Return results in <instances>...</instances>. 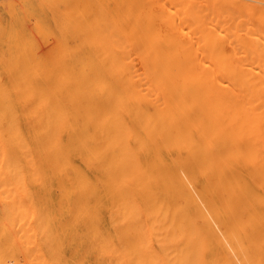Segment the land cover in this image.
<instances>
[{"label": "bare ground", "instance_id": "1", "mask_svg": "<svg viewBox=\"0 0 264 264\" xmlns=\"http://www.w3.org/2000/svg\"><path fill=\"white\" fill-rule=\"evenodd\" d=\"M38 4L43 9L42 2ZM259 4L246 0L46 4L62 36L77 31L86 40L99 42L103 51L62 53L57 69L42 74L39 91L24 76L0 72V264H123L124 249L131 255L126 257L129 262H135L140 250H133L130 239L124 248L123 220L131 227L130 217L141 215L142 201H161V212L180 207L170 204L177 201L194 202L199 209L201 201H249L250 208L259 209L257 202L264 201V5ZM37 97L43 113L28 140L22 117L31 119ZM40 142L53 175L31 186L20 181L24 164L17 151L25 147L30 152L31 144ZM152 207L142 206L148 212ZM143 219L136 221L137 237L145 235L140 233L141 225H146ZM175 222L172 228L181 229ZM154 224V234L162 235L166 226L172 230L170 223L163 228ZM174 231L169 238L178 234ZM185 237H179L181 243ZM143 238H137L142 249L152 241ZM169 238L165 240L172 243ZM161 239L157 244L164 242ZM193 241L187 247L179 244L183 253L185 247L193 251ZM174 243H165L164 250L175 247L180 258ZM146 249L144 262L154 255L151 264H159L158 252L149 254ZM176 255L173 261L161 258L179 264ZM184 258L180 259L186 262ZM234 258L236 263L239 259Z\"/></svg>", "mask_w": 264, "mask_h": 264}, {"label": "rangeland", "instance_id": "2", "mask_svg": "<svg viewBox=\"0 0 264 264\" xmlns=\"http://www.w3.org/2000/svg\"><path fill=\"white\" fill-rule=\"evenodd\" d=\"M44 1L45 0H43V1L42 0L41 1H39V0H14V1L13 0H0V72L3 74L9 75V76L10 75L13 76L14 73H15V75L17 74L19 76H24L25 79H28L29 81H31L30 86L32 89H34L36 91L40 87V81L39 80L42 77V74H44L46 71L54 72L57 69V67H58L57 66V59L62 53H64V54H70V53H74V52H82V53H92V52L93 53H100L101 52L102 53V51H103L101 49L99 42H95V41L93 42V41L86 40L84 38V36H82L81 34H78L77 31L76 32L72 31L71 34H69L70 33L69 32L68 34L62 36L61 32L59 30L60 29L59 25L57 24L56 19H54L55 17L53 18V15H52L53 13H51L50 8L47 7V5H46V4H49L52 0H46L47 1L46 3H44ZM246 1H248L250 3H254V4L261 3L262 5H264V3H263L264 0L262 2L261 1L258 2V0H256L255 2H254V0L253 1L252 0H246ZM39 2H42L43 9L41 8V6H39V4H38ZM261 4H259V5H261ZM45 34H47L48 36H46ZM71 35H73L72 36L73 38H71ZM77 35H79L81 37V39H79L80 37ZM66 38H69L68 41ZM65 40L67 42H65ZM69 42H70V44H68V45H71V47H67L68 45L66 43H69ZM75 48H84V49L75 50ZM29 81H28V83H29ZM22 84H23V86H22ZM25 85H26V82L21 83V88L22 87L24 88ZM36 86L38 88H36ZM52 89L54 90V87H52L51 90ZM39 101L41 102V99L39 97H37L33 101L34 102L33 103L34 104L33 109L35 111L34 112L35 114L33 112L31 113L32 114L31 119H29V117H27L25 115L24 116L22 115L23 117L21 116L22 117V128L24 130L25 137L28 140L32 138L34 133H36V127H37L36 124H37L38 120L41 119V116L43 113V111L41 110V103H39ZM17 102H20V100H17ZM38 105H40V106H38ZM18 110H19V108L17 109V111ZM34 116H35V118H34ZM34 144H35V146L33 144H31L32 146L29 149V150H31L30 152L25 147H22V148L20 147V149H18V151H17L19 158L23 161V164H24L23 165L24 168L20 172V176L22 177V178H20V181L25 182V183H29V185H31V186H37L43 180H51V177H48V176L53 175L52 167L50 165H48L45 161L46 159H45V156L43 154L44 153L43 152L44 151L43 143L40 142L37 145H36V143H34ZM29 153H31L32 155H30ZM25 159H26V161H25ZM29 160H31V164H29L30 163ZM33 173H35V174L33 175ZM45 177H48V178H45ZM156 203H158V204H156ZM161 203H162L161 201H153V202L152 201H148V202L142 201L141 202V209L142 210L140 209V211L142 213L140 212V214L141 215L143 214L142 218H144L143 220H145V221L142 220L143 221L142 223H145L146 225L140 223V224L144 225V230H142L143 226L141 225V227H142L141 231L142 232L139 231L140 233L145 234V235L140 234L141 238H143L145 236L143 238V239H145L144 241H146L148 243L150 241L149 239L152 240L151 243L153 245H151V246L153 248H151V246H150L151 250L146 249L149 246V244H151L149 242L148 245H146L147 247L143 248V249H144V251L146 249V252H148L149 254H150V251H152L151 253H153V254L154 253L156 254L158 252V254L155 255V257L156 256H157V258L160 257V259H161L160 262H159L160 259H157L158 261L156 260L159 264L163 260L161 258L162 256L164 258V257H167L169 254L173 255V253H174V256L169 255V257L175 258V255H176L175 254L176 253L175 247L174 248L169 247V249H171V251H172V248L175 250V251L173 250L174 251L173 253H171V251L169 249H168L169 251L167 249L164 250L165 249L164 246L166 244H168V242H169L168 240H165V239H167V237L169 238V234H171V232L174 229H175V231L178 230V234H176L175 231H174L175 232L174 234L181 235V236H178L177 237L178 239H177L176 235H172L173 237L169 238L170 240L172 239L171 240L172 243L169 242L170 244H168V245H172L176 241L175 243L178 244V246H177L178 248L176 247L177 251L180 248V250H179L181 253L180 258H183L186 256V258L188 259L187 260L184 258L186 260V262H185L184 260L180 259L179 254H177L178 256L176 255V257H178L177 259H179V261L182 260V261H180L181 263L185 262L186 264H189L188 262H190V259H191L192 264L193 263L194 264H198V263L199 264H220L219 261H221V262L224 261L221 264H233V263L234 264H242V263L245 264L246 261H247V264H264V233H263L264 232V230H263L264 229L263 228L264 227V201L257 202V204L260 206L258 210H254V209L250 208L249 206L252 205L253 203H251L249 201H213V202L201 201L198 203L201 205V206H199L200 209L195 205L196 203H194V202L189 203V202L177 201V202H170V204L174 203L175 205H179L180 207L172 209L170 211H166V210L163 211L164 210L163 209L162 212L160 211L161 209L159 207V205ZM147 204L153 205L152 210H151L152 212L151 211L148 212V211L144 210V208H142V206H147ZM154 204H156L155 206H157V207H155ZM192 204H194V205H192ZM209 205L221 206L222 208L216 210L213 207L211 208ZM232 206H233V208L231 209ZM204 207L207 210H205ZM226 207H227V210H226ZM153 208H155L154 211H153ZM143 210H144V212H143ZM198 210H200V211H198ZM156 211H157V214L155 216L154 214L156 213ZM174 211H176V212H174ZM159 212H160V217H158ZM197 212L199 214H197ZM232 212H233V214H232ZM171 213L173 215H170V216L172 218L174 217L172 219L173 222H170L171 217L169 216V214H171ZM195 213H196V215H195ZM203 213H205V214H203ZM145 214H147V215H145ZM148 214H149V217H152V218L154 217L153 218L154 221L152 218L149 219ZM175 214H176V216L181 215L180 218H182V219L180 220L178 218L179 216L176 218ZM141 215H139V217ZM161 216H162V218H161ZM165 216H166V218H165ZM209 216H211L212 219ZM139 217L138 216L136 217V218H138V220L136 218L130 217L131 222L132 221H134L132 223H136V221L141 222L140 219H142V218L141 217L139 218ZM230 217H232V218H230ZM128 218L126 217V219H128ZM151 219H152V221H151ZM155 219H159V222H162V223H159ZM167 219L170 220L168 223H166ZM174 219L177 222H175ZM178 219H179V221H178ZM149 220L151 221L152 224L150 223ZM209 220H212V221H209ZM180 221L183 222V223L182 222L181 223L184 227H182V225L180 226L181 223L178 224ZM213 221H215V222H213ZM231 221H232V223H231ZM237 221H238V223H237ZM174 222L176 223V225H179V227L181 229H177L178 227L176 225H175L176 227L172 228L174 226ZM184 222H186V223L189 222V224H186ZM229 222L231 225H229ZM127 223H129V224H127ZM127 223H126V221L123 220V236H124L123 242H126L125 243L126 247H124V248H128V246H129L128 245V239H130L129 241L131 243L129 242V244H133V243L135 244V245H133L135 248L131 246L133 248V250L135 249L134 251L135 252L137 251V253L140 250L139 251L140 256H139V254H137V255L134 254L136 256H139V258H142V259L138 258L140 261H143L144 264L149 259L152 262H154L155 258L154 259L152 258V257H154V255L152 254L153 256L149 257V255L147 256L146 255L147 253H145V252L144 253L147 256V261L144 262V260H143V258L146 259V257L143 255V249L139 245L140 237H137L134 234V233H136V231H138L140 229L138 224L136 223V227H135V226H133L134 224L131 223V227H130V221H128ZM154 223H157L156 228H163L162 226L165 227L166 225H169V223H170L172 230L171 231L169 230L170 226H168L169 228L166 226L161 231L163 232L162 235L167 234L168 236L166 235L167 237L164 238L165 235L163 237L161 234H159L160 232H158L159 231L158 230L157 232L159 235L157 233H155V234H157V236H156L157 238H156L155 234L153 232V229L155 227ZM164 223H166V224L163 225ZM214 223L217 225H215ZM224 223H225V225H224ZM160 224H161V226L158 227V225H160ZM124 225H125V228H124ZM128 225H129V227H128ZM151 225H152V227H150ZM188 225L189 226L191 225V226L189 227ZM126 226H127V228H126ZM187 226H188V229L190 228L189 230L187 229ZM193 226H195V229ZM133 227H135V229H137V230L134 231ZM138 227H139V229H138ZM164 229H167V230H165L166 233L164 232ZM145 230L149 231V234ZM154 230H157V229H154ZM168 230L170 231V233H167V232H169ZM179 230H181V231H179ZM184 230L187 231L188 233L190 231V233L187 234V232H185ZM194 230L196 232H194ZM132 231H133V233H132ZM143 231L146 233H144ZM230 231H231V234H229ZM180 232H181V234H179ZM224 232H225V234H224ZM136 234L139 236L138 233H136ZM146 234H148V236H150L149 239H148V237L146 238V236H147ZM182 234H185V235L183 236ZM158 236H162V239H161V237L158 238ZM185 236H187L188 239H186L185 241H182V243H181L180 242L181 239H185L186 238ZM255 236H256V240H252L255 238ZM179 237L181 239H179ZM220 237L222 239H220ZM137 238L139 240H137ZM173 238H176L177 240H173ZM193 238H194V241H193ZM201 238H203V239L201 240ZM226 238H227L228 243L226 241ZM235 238L237 241L239 240L241 243L243 242V244H247L246 246L244 245L246 247V250H247V251L245 250V254H244L245 247L241 243H239V241L237 242L235 240ZM157 239H161V241L163 240L164 245H163V243L161 244L160 241L157 244V242H158ZM134 240H137V241H135L136 243H138L137 246H136V243L134 242ZM178 240L180 243L177 242ZM198 240L200 241L199 243H198ZM166 241H168V242H166ZM192 241H193V245H195V246L192 245L191 249L193 251L191 252V250L188 249L190 247H188L187 249H186V247L191 246L189 244L190 243L192 244ZM186 242L188 243V245H185ZM248 242H250V245ZM183 243H184V245H183ZM224 243H226L227 245H225ZM125 244L122 243L123 246H125ZM140 244H142V241ZM179 244L186 246L185 252H184L185 254L182 252L184 250V247H182L183 248L182 249L181 246L179 247ZM228 244L230 246H228ZM144 245H141V246H144ZM160 245H163V249L160 248ZM168 245H167V248H168ZM236 245H238V246H236ZM137 248H138V250H136ZM139 248H141L142 250ZM154 248H155V250L156 249L157 250L155 251ZM236 248L237 249L240 248V250L243 249L242 250L243 253L241 252L242 253V256H241V253L239 250V253L233 254L234 257L237 256V258L239 259L235 263L234 261L236 260V258H234L232 255L230 256V254H232V251H233V253H236L237 252ZM133 250L132 249L130 250V247H129L130 254L134 253ZM187 250H189L191 253H189V251H187ZM252 250H253L254 254H253ZM255 250H257V251H255ZM166 251H168V255H167ZM179 251H178V253H179ZM196 251L199 252L200 254L197 253ZM125 252H127V249L126 250L124 249V252H123L124 258L123 259H125V262L126 263L128 262L127 264H129L134 259L133 260L130 259L132 261L129 262L128 258H126V257H129L131 255H127L129 253L126 254ZM186 252H187V254H186ZM246 253L248 256L246 255ZM188 254H191V255H188ZM134 255H132V256H134ZM222 255H223V257H222ZM243 255H246V257L245 256L243 257ZM188 256H189V258H188ZM195 257L196 258L199 257V258H197L195 260L194 259ZM227 257H228V259H227ZM130 258H132V257H130ZM171 258L167 257L166 259L173 261V260H171ZM138 259L136 258L135 262ZM166 259L163 260L165 262L164 264L169 263V260L167 263ZM139 260H138V262H139ZM198 260H199V262H198ZM151 261L149 262V264H151ZM179 261L177 260V262L179 264H181ZM238 261H240V263ZM135 262H134V264H135ZM174 262H176V260H174ZM174 262H173V264H175ZM140 263H137V264H140ZM169 264H172V262H170Z\"/></svg>", "mask_w": 264, "mask_h": 264}]
</instances>
